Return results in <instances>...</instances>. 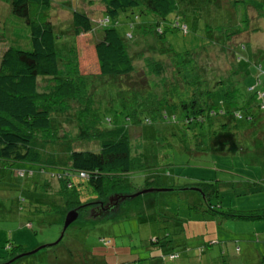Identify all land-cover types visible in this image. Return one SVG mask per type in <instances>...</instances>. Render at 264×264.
Wrapping results in <instances>:
<instances>
[{"label": "trees", "instance_id": "16d2710c", "mask_svg": "<svg viewBox=\"0 0 264 264\" xmlns=\"http://www.w3.org/2000/svg\"><path fill=\"white\" fill-rule=\"evenodd\" d=\"M6 2L11 13L27 24L30 48L8 46L0 55V166L9 167L14 163L18 166L14 169L18 177L38 174L41 179L37 183L40 181L38 184L43 186L44 192L45 185L51 184V180L44 177H55L60 183L54 195L61 200L46 207L61 214V225L71 209L79 208L78 217L82 215L87 219L90 210L99 201L105 202L111 194H124V188L130 193L132 189L157 186L161 169H151L149 148L137 138L140 125L150 124L151 116L162 121H179V134L173 130L168 133L186 139L179 144L171 140L166 142L177 148V152H203V139L210 135L214 152L248 150L253 158L264 156L262 64L253 63L254 84L247 87L239 65L224 76L202 71L194 55L205 46H197L196 39L189 37L182 51L172 48L171 38L165 40L168 33L178 31L187 36L189 28H196L195 22L189 24L185 11L195 0H99L104 7L102 18L96 20L101 29L92 43L94 51L91 49L89 55L82 50L88 45L81 48L77 44V34L92 30L86 13H81L86 19L83 28L75 30L74 43L67 47L60 42L63 36L55 31L49 19L50 0ZM186 3H190L189 8ZM237 3L238 0L232 1L235 7ZM121 13L127 17L124 34L116 27L122 22ZM241 31L238 28L228 32L227 37L224 35L225 41ZM147 35L155 37L156 49L150 57H142L147 70L140 72L129 45L134 39ZM197 36L201 38L202 35ZM1 38L0 32V41ZM165 55L170 56L167 64L163 62ZM84 56L88 64L83 66V71ZM95 67L97 74L88 72ZM149 74L157 80L150 79ZM93 78L111 82L105 92L106 101L98 97H102L107 87L103 90L95 87L91 83ZM208 80L220 91L219 105L211 100V90L202 87V82ZM39 84L45 87L40 89ZM67 110L72 112L61 116ZM71 121L77 124L76 134H60L61 126ZM82 140L95 143L91 147H78L75 142ZM133 177L137 184L142 181L143 185L136 188L131 183ZM193 185L201 186L200 191L207 200L210 184ZM220 191L212 188L211 192ZM89 193L95 196L82 200ZM208 205L210 209L219 207ZM221 216L260 221L264 219V211H222ZM25 226L31 228L32 224L26 222ZM163 243L172 246L167 238ZM57 264L74 263L60 260Z\"/></svg>", "mask_w": 264, "mask_h": 264}, {"label": "rangeland", "instance_id": "374dc122", "mask_svg": "<svg viewBox=\"0 0 264 264\" xmlns=\"http://www.w3.org/2000/svg\"><path fill=\"white\" fill-rule=\"evenodd\" d=\"M232 1L195 0L190 8V3H186L189 8L184 9L189 16L187 20L189 24L195 22L196 28H189L187 36L178 31L168 33L165 40L171 38L172 48L182 51L189 37L196 39L194 43H198L197 46H205L194 55L202 71L224 76L239 65L244 84L250 87L254 84L253 63L260 62L264 67V0H238L236 7ZM50 2L49 19L55 31L63 36L60 42L67 47L74 43L75 30L83 25L85 16L82 14L86 13L89 17L87 23L92 30L77 34V44L81 48L88 45L82 50L89 55L93 50L92 43L99 37L101 27L96 20L102 18L103 5L99 0ZM120 15L122 22L116 27L124 34L127 17L124 13ZM196 15L199 16L194 19ZM238 28L243 31L225 41L224 35L227 37L228 32ZM0 32V55L8 46L30 48L27 24L23 18L11 13L6 0H0ZM197 35H202V39ZM155 44V37L147 35L134 39V43L129 45V52L140 72L141 69L147 70L142 57H150L156 49ZM154 56L160 57L158 54ZM84 58L81 62L83 71V66L88 64L87 58ZM163 59L167 64L170 56L165 55ZM88 72L97 74L98 70L95 67ZM167 72L170 75V67ZM150 76V79L157 80ZM91 83L103 90L111 82L93 78ZM211 84L208 80L202 82V87L211 90V100L219 105L222 96L217 85ZM44 87V84H39L40 89ZM108 87L102 91V97H98L101 101H106ZM70 112L67 110L61 116ZM179 127V121H162L155 116H151L150 124L139 127L140 135L137 138L149 148L147 154L151 169H161L160 180L157 179L155 184L157 186L149 187L158 190L121 201L115 211L108 213V217L85 219L80 215L67 227L56 245L49 244L60 234L61 214L46 206L51 202H60L61 198L54 195L60 182L55 177L43 175L45 180H51L48 187L45 185L44 192L43 186L38 184L40 181L37 183L41 179L38 174L18 177L14 170L18 166L14 163L9 167L0 166V263L10 259L14 252H29L45 244L46 247L9 264H57L60 260L74 264H264V234L261 233L264 223H258L262 220L226 219L221 216L222 211H264V156L253 158L248 150L214 152L210 135L203 139V152H177V148L168 146L166 142L171 140L179 144L186 139L168 133L173 130L179 134ZM61 129L60 134L65 132L72 135L78 130L73 121L64 123ZM75 143L78 147H91L95 142L82 140ZM184 144L191 147L188 143ZM135 178L131 183L136 188L141 187L142 181L137 184ZM200 182L210 184L207 200L200 191L201 186L193 185ZM82 185L85 186L84 183ZM212 188L221 191L215 194L211 192ZM122 191L132 194L138 190L132 189L127 193L128 189L124 188ZM89 194L83 196L82 200L95 196ZM208 204L219 207L210 209ZM26 222H30L32 227H26ZM257 224L262 229L255 230ZM166 238L171 240V247L163 243ZM246 238L250 241H246ZM154 239L156 241L152 243ZM211 241L214 243L210 244ZM254 247L259 252L258 258L252 257Z\"/></svg>", "mask_w": 264, "mask_h": 264}, {"label": "water", "instance_id": "95a60500", "mask_svg": "<svg viewBox=\"0 0 264 264\" xmlns=\"http://www.w3.org/2000/svg\"><path fill=\"white\" fill-rule=\"evenodd\" d=\"M158 190L157 188H143V189H139L138 191H136L135 193L132 194H123V193H114L108 196L106 202H108L107 205H109V203L114 202L115 205H110V209L108 208V206L106 205L105 207H100V208H93L90 210V218L93 219H100V218H104V217H108L109 216V212L111 211H115L118 207L121 201L127 199V198H131V197H135L141 193L144 192H151V191H155ZM105 202V203H106ZM102 204V202H101ZM113 207V208H112ZM103 208V209H102ZM79 208H74L71 209L69 211L66 212L65 216H64V220H63V224L60 230V234L59 236L56 238L55 241H53L51 244L49 245H56L60 242V240L62 239L63 235H64V231L67 229V227L78 218L79 215ZM46 247L45 244H42L40 246H38L37 248L29 251V252H24V253H19L14 255L13 257H11L10 259H8L5 262H2L0 264H9L11 262H13L14 260L23 257L25 255H29L32 253H35L36 251H38L39 249H42Z\"/></svg>", "mask_w": 264, "mask_h": 264}, {"label": "crops", "instance_id": "0c3cea01", "mask_svg": "<svg viewBox=\"0 0 264 264\" xmlns=\"http://www.w3.org/2000/svg\"><path fill=\"white\" fill-rule=\"evenodd\" d=\"M262 221H264V219H261ZM262 221H260V222H258V223H264V222H262ZM256 228H254L255 230H258L259 228H261V227H259L258 226V224H257V226H255ZM262 229V228H261ZM264 229V228H263ZM262 234H264V230L261 232ZM246 241H250V239H248V238H246L245 239ZM251 242H249L248 244H250ZM254 254H252V257H256V258H258L259 257V252H258V250L254 247Z\"/></svg>", "mask_w": 264, "mask_h": 264}, {"label": "flooded vegetation", "instance_id": "af4514ba", "mask_svg": "<svg viewBox=\"0 0 264 264\" xmlns=\"http://www.w3.org/2000/svg\"><path fill=\"white\" fill-rule=\"evenodd\" d=\"M101 202H102V204H101ZM106 202V201H105ZM103 202V201H99L98 202V204L95 206L96 208H100V207H105L107 204H108V202ZM110 205H115V203L114 202H111V203H109V205H107L108 206V208L110 209ZM113 208V207H112ZM103 209V208H102Z\"/></svg>", "mask_w": 264, "mask_h": 264}]
</instances>
